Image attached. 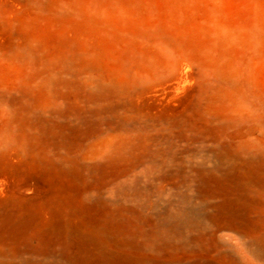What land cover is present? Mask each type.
<instances>
[{
	"label": "rangeland",
	"instance_id": "1",
	"mask_svg": "<svg viewBox=\"0 0 264 264\" xmlns=\"http://www.w3.org/2000/svg\"><path fill=\"white\" fill-rule=\"evenodd\" d=\"M0 264H264V0H0Z\"/></svg>",
	"mask_w": 264,
	"mask_h": 264
}]
</instances>
